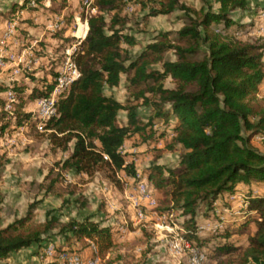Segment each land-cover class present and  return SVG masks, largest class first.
Returning <instances> with one entry per match:
<instances>
[{
  "label": "trees",
  "instance_id": "trees-1",
  "mask_svg": "<svg viewBox=\"0 0 264 264\" xmlns=\"http://www.w3.org/2000/svg\"><path fill=\"white\" fill-rule=\"evenodd\" d=\"M118 2L94 0L96 12L87 17L85 37L73 51L79 77L58 99L56 113L43 122L50 143L70 150L61 168L86 175L103 170L112 180L117 171L133 177L136 167L125 162L123 142L137 134L147 140L151 135L144 130L154 131L153 126L163 123L167 129L160 138L170 135L165 146L179 149L177 162L171 167L153 166L148 179L156 190L167 188L173 208L184 217L186 237L217 256L238 248L232 235L245 234L240 264H264V99L256 107L251 104L264 80V38L247 41L233 33L243 27L236 14L251 10L248 0H200L197 8L182 0H140L147 17L181 11L183 23L175 31L157 33L134 55L127 47L136 40L124 32L126 17ZM36 3L28 8L37 10L40 0ZM21 31L17 26L16 35ZM168 53L172 58L166 57ZM120 74H125L131 97L126 105L104 93L105 87L118 85ZM166 80L171 86L165 85ZM52 85L53 78L26 93L24 85L0 79V135L7 114H13L15 126L29 123L26 101L48 95ZM9 90L15 97L4 109ZM132 100L149 111L146 123ZM120 110L126 111L124 125L117 123ZM255 137L261 148L250 143ZM252 182L263 183V192L244 194L239 218L215 233H197L198 215L209 216L223 193ZM30 212L31 207L24 218L0 228V260L32 244L46 245L43 234L57 220L51 217L25 233L19 229ZM111 232L109 225L84 217L67 219L57 234L65 241L89 238L104 251L112 244ZM53 258L43 259L44 264H58Z\"/></svg>",
  "mask_w": 264,
  "mask_h": 264
},
{
  "label": "rangeland",
  "instance_id": "rangeland-1",
  "mask_svg": "<svg viewBox=\"0 0 264 264\" xmlns=\"http://www.w3.org/2000/svg\"><path fill=\"white\" fill-rule=\"evenodd\" d=\"M66 1L68 0H55L53 7L67 5ZM118 1L120 14L126 17L124 32L136 40V44L127 47L131 55L136 54L157 33L175 31L183 23L181 11L147 17V11L141 8L140 0ZM182 1L196 8L200 5V0ZM208 1L212 3V0ZM20 2L23 0H0V17L9 13ZM248 2L251 10L236 14V20L243 27L238 26L233 33L241 40L254 41L264 38L256 25V11L264 7V0ZM68 5L69 8L72 7V4ZM108 19L106 16V20ZM166 57L172 58L170 53ZM44 73L45 71L40 72V75L43 77ZM165 85L171 86L170 81L166 80ZM257 88V94L251 98L254 107L264 99V80ZM104 93L122 104H128L131 97L126 88L125 74H120L118 85L105 87ZM5 99L7 100L6 97ZM132 104L138 105L139 117L146 123L149 111L139 102L132 100ZM29 113L32 120L19 126H15L13 114H7L2 120L7 126L0 135V228L24 218L31 207L28 221L19 230L25 233L35 230L39 224L54 217L57 223H54V228L48 234H43V241L46 244L54 243L59 251L74 250L83 256L90 255L87 240H93L85 238L81 239L83 242L75 239L65 241L57 234L59 225L67 219L91 217L109 225L112 229V244L107 250L100 251L98 264H189L192 251L204 252L205 260L202 264H240L244 243L239 249L210 256L204 246L197 245L186 237L182 224L184 217L179 210L173 208L165 192L167 188L156 190L150 183L148 174L153 166L171 167L177 162L179 149L175 147L170 150L165 146L170 135L160 138L161 133L167 129L165 124L157 123L153 126L154 131L146 128L144 134L151 135L147 140L143 141L142 136L134 135L127 140L128 147L121 150L124 159L132 162L136 171L147 180L154 200L150 204L136 199V181L123 172H115L112 180L103 170L95 171L92 175L63 170L61 164L70 150L54 147L48 138L49 131L38 128V120L33 112ZM117 123H126L125 110L118 112ZM250 143L261 148L260 140L256 137ZM69 145L71 147V143ZM256 183L252 182L249 186L240 183L232 192L223 193L214 203L209 216L198 215L197 218L202 221L196 222L197 233L203 236L215 233L231 219L239 218L240 208L244 205V194L247 191L255 193L254 191L263 187V183H259L260 186ZM136 208L143 212V217L138 221L135 218ZM218 217L222 220H218ZM214 222H219L218 230L206 231L204 227H211ZM121 226L126 229L124 233L120 231ZM199 226L202 228H198ZM184 241H187V247L183 245ZM174 243H178L179 250L173 248ZM42 248L41 245L32 244L16 251L12 258L1 259L0 264H44L43 259L49 261L54 256L58 259L59 251L55 249L54 255L46 256L43 255Z\"/></svg>",
  "mask_w": 264,
  "mask_h": 264
},
{
  "label": "built area",
  "instance_id": "built-area-1",
  "mask_svg": "<svg viewBox=\"0 0 264 264\" xmlns=\"http://www.w3.org/2000/svg\"><path fill=\"white\" fill-rule=\"evenodd\" d=\"M24 1V0H23ZM77 8L75 15L73 16V27H72V41L63 50L60 59V66L56 70V74L53 77V85L50 92L46 96L36 98L35 107L30 112H33V116L38 120V128L43 127V122L49 119L56 113V105L59 98H63L69 91L72 83L79 77V71L75 65L73 59V51L77 44L85 37L87 30V17L96 11L93 6V0H76ZM23 3V2H22ZM27 6L35 7L37 5L36 0H28ZM257 27L261 34L264 36V9L258 10L256 13ZM64 25L63 16L54 17L50 23L46 25V29L50 31H56L62 28ZM18 21L16 19L8 22L6 28L0 35V75L6 71H10L12 78L21 76L29 69V67L37 62V59L28 49L16 50L14 47L16 41V28ZM14 92L7 91L6 98L7 103L4 109H9L11 101L14 100ZM122 149V146L120 150ZM126 163H129L126 161ZM136 181L135 191L137 193L136 199L146 203L153 204L154 200L151 197V191L145 177L137 172L133 176ZM143 217V212L140 208L135 209V218L140 220ZM218 220H222L218 217ZM214 225L204 227L206 231L211 230L215 232L218 230L219 222H214ZM202 228V227H198ZM126 229L124 226L120 227V231L124 233ZM89 243L90 255L83 256L77 251H69L62 249L58 252V264H98L100 260V251L97 245L87 240ZM187 241L183 242V245L187 247ZM173 248L179 250L178 243H174ZM56 245L54 243H47L42 248L43 255L52 256L55 254ZM42 255V256H43ZM205 260V254L202 251H192L189 257V264H202Z\"/></svg>",
  "mask_w": 264,
  "mask_h": 264
},
{
  "label": "crops",
  "instance_id": "crops-1",
  "mask_svg": "<svg viewBox=\"0 0 264 264\" xmlns=\"http://www.w3.org/2000/svg\"><path fill=\"white\" fill-rule=\"evenodd\" d=\"M66 2L67 5L65 4L62 7L58 6L55 8L53 7L55 0H40V7L37 10L30 9L27 5L22 7L20 6L22 2H20L16 6H13L9 10V13L2 14L3 16L0 17V35L6 28L8 22L16 19L18 21V28L23 30V32L21 31L18 33L14 48L16 50L28 49L27 51L33 55V58L35 57L37 59V62L31 65L29 69L21 76H16L13 79L10 71H6L4 74L0 75V79L10 85L22 84L25 86V92L29 93L33 88L37 87L40 89L55 76L56 70L60 66L62 52L73 39V16L76 12L77 1L68 0ZM68 3L72 4V7L69 8ZM58 16H63L64 18V25L62 28L56 31L47 30L46 25L50 23L54 17ZM43 71H45V77L40 75V72ZM35 100L36 98L28 100L25 107L26 111L30 112L34 109ZM127 140L123 142L121 150L128 147ZM254 192L262 193L263 187L261 190ZM219 198L217 200H219ZM199 221H202V219L196 218V222L198 223ZM249 228L250 230H253V224H250ZM232 239L235 241V245L238 247L237 249L240 248L242 243H244L243 249L247 245V237L245 234H234L232 235ZM76 244L79 247L78 242H76ZM14 254L15 252L12 253L8 259L12 258Z\"/></svg>",
  "mask_w": 264,
  "mask_h": 264
}]
</instances>
